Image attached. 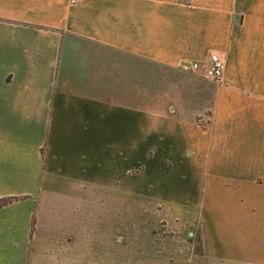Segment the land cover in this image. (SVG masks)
I'll use <instances>...</instances> for the list:
<instances>
[{"label":"crops","instance_id":"crops-1","mask_svg":"<svg viewBox=\"0 0 264 264\" xmlns=\"http://www.w3.org/2000/svg\"><path fill=\"white\" fill-rule=\"evenodd\" d=\"M211 53L202 124L138 104L145 61L208 79ZM97 193L151 202L133 252L97 253L94 219L80 247ZM0 199V264H189L196 236L207 263L264 264V0H0Z\"/></svg>","mask_w":264,"mask_h":264},{"label":"rangeland","instance_id":"rangeland-1","mask_svg":"<svg viewBox=\"0 0 264 264\" xmlns=\"http://www.w3.org/2000/svg\"><path fill=\"white\" fill-rule=\"evenodd\" d=\"M142 66L145 94L143 101H138V104L142 102L141 104L144 106L145 111L156 112L160 110L163 112H168L169 107L177 108V106L180 105L179 103H183L186 111L182 112V114L184 113L186 116L194 118L198 124L203 123L204 117H193L188 113L191 112L193 114L194 112L198 113V111H204L203 108H199V104L205 102L207 87L203 84V82L209 79H205L202 76H195L189 70H184L182 68L168 69L159 67L146 61ZM175 91L177 99H175ZM169 92H171V97H169ZM172 111L173 109L171 112ZM139 200V197H136V195L122 196L119 198L117 196L112 197L104 193H97L93 197H90L89 202H79L81 206L74 207L73 214L75 221L78 220L82 223H85L84 227L79 228L81 239L80 247L82 248L83 245L87 243V238L92 236V220L94 219L95 235L97 239V253L103 254L105 252V249L107 248L106 239L114 234H117V237H123V242L127 241L129 244V251L132 250L133 252L135 245L132 246V248L130 245L136 243L134 240L137 238L136 236L138 233H140V231H146L144 228L139 227L141 223H143L144 220L150 221V226L147 227L149 231L152 230L151 225L155 224L154 220L152 219L153 216L151 212L146 215L145 213H141L140 210V207H152L151 202H140ZM121 207H127V210L124 211L122 208L121 211ZM52 209L55 210V207H52L49 210ZM47 211L44 214L45 216ZM89 220H91V222L89 228H87V223ZM112 221H122V224L116 222V226H111ZM123 221H127V228H125ZM34 228L35 221L33 222L32 231ZM42 232L44 234L46 232L47 237L50 236L52 237V240L56 239L55 241H57L59 240L58 238L60 237V233L66 232L65 234H67L69 233V230L55 228L53 231L47 229L46 231ZM49 232H51V234H49ZM142 235L145 234H141V236ZM196 237L193 238V255L189 261V264H227L218 262H205L198 251L195 250L197 240ZM116 242L118 243V241ZM47 243L52 244L49 239ZM53 245L56 247L57 243H54ZM121 247L123 248L124 246L121 245ZM132 252H129V258L132 257ZM101 256L106 257L107 255L103 254Z\"/></svg>","mask_w":264,"mask_h":264},{"label":"built area","instance_id":"built-area-1","mask_svg":"<svg viewBox=\"0 0 264 264\" xmlns=\"http://www.w3.org/2000/svg\"><path fill=\"white\" fill-rule=\"evenodd\" d=\"M223 65V59L216 53H211L209 63L204 69V76L215 83L220 82ZM192 67L195 68V65H192Z\"/></svg>","mask_w":264,"mask_h":264},{"label":"trees","instance_id":"trees-1","mask_svg":"<svg viewBox=\"0 0 264 264\" xmlns=\"http://www.w3.org/2000/svg\"><path fill=\"white\" fill-rule=\"evenodd\" d=\"M7 201H9V199H0V206H2L3 204H5ZM34 221H35V219H34V216H33L31 218L30 233L32 232L33 222ZM199 249H200L199 244H198V242H196L195 250L199 252L200 251Z\"/></svg>","mask_w":264,"mask_h":264},{"label":"water","instance_id":"water-1","mask_svg":"<svg viewBox=\"0 0 264 264\" xmlns=\"http://www.w3.org/2000/svg\"><path fill=\"white\" fill-rule=\"evenodd\" d=\"M181 65H183L184 67H188L187 63H182Z\"/></svg>","mask_w":264,"mask_h":264}]
</instances>
